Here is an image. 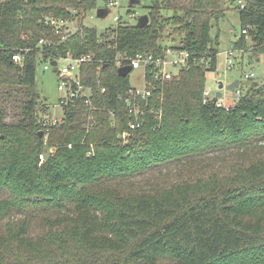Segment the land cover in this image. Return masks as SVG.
Returning a JSON list of instances; mask_svg holds the SVG:
<instances>
[{
  "label": "trees",
  "instance_id": "1",
  "mask_svg": "<svg viewBox=\"0 0 264 264\" xmlns=\"http://www.w3.org/2000/svg\"><path fill=\"white\" fill-rule=\"evenodd\" d=\"M244 2L235 5L242 25L235 49L253 60L264 54V0ZM97 3L0 0V94L18 86L26 95L13 123L0 97V264H264V82L246 79L252 82L230 106L217 96L204 101L220 53L213 21L225 1H152L148 25L120 21L105 33L84 24ZM47 15L77 19V29L57 34ZM170 25L180 36L172 47L189 52V66L162 83V97L153 100L159 113L148 112L124 141L126 106L118 96L131 83L116 57L160 51ZM41 39L51 44L41 47ZM19 48L30 49L22 66L12 58ZM69 51L92 54L82 81L100 110L88 127V107L78 98L45 144L37 65ZM204 154H213L206 169L151 182V173ZM227 156L229 165L215 166Z\"/></svg>",
  "mask_w": 264,
  "mask_h": 264
},
{
  "label": "rangeland",
  "instance_id": "2",
  "mask_svg": "<svg viewBox=\"0 0 264 264\" xmlns=\"http://www.w3.org/2000/svg\"><path fill=\"white\" fill-rule=\"evenodd\" d=\"M222 8H224V13L219 15L217 20L213 21L212 34L220 32V53L218 57V66L216 71H210L207 74L206 90L210 91V97L213 98L217 96L218 92H221V96L218 97L219 100L227 106L233 105L238 99L237 91H232L227 89V85L232 83L234 80H239L241 82L240 90L244 91L245 88L252 82H245V74L250 71L255 72L254 81L262 84L264 82V54H260L258 58L254 56L253 60H249L251 53L246 51L244 57L242 53L235 49L236 41L239 39L242 31L241 20L239 16V10L235 8V5H239V0L233 4L232 0H224ZM244 1V0H241ZM152 0H139V3L132 4L131 0H120V4L116 7H110L109 14L100 18L97 16V9L99 7H105L107 5V0H98L97 8L92 9L88 12L85 18V23L90 26L97 28L99 33H105L106 30L112 27H116L118 22L115 20L116 16L121 17V22H129L131 24L137 23L138 16L147 12L148 7L151 6ZM70 20V19H68ZM77 21V19H75ZM170 32L171 34H168ZM164 41L166 43H171L178 41L180 36L174 34L173 27L170 25L164 30ZM236 50V60L235 66L232 69H228L226 65V51ZM64 64V61H60L58 66L55 68L46 69V62L40 60L37 65V79H36V90L41 96L42 104L46 111L39 113V117H43L46 112L48 114H62L64 109L60 105V99L63 97V92L60 91L59 85L61 83V77L53 72L54 69H58ZM143 74L144 70L142 68L134 69L129 73V80L131 85L142 87L143 86ZM220 82L224 83V87L220 88ZM1 101L6 109V121L9 123L18 122L22 119V106L26 101V95L22 90L18 89V86H13L11 88H5L2 90ZM129 139H127L128 142ZM127 142H123L124 144ZM49 147L46 150L47 155L50 154ZM213 154H204L191 156L187 159L188 163L186 166L180 165L178 167L172 166L169 171L164 169L162 173L153 172L151 175L155 176L151 182H158V178L162 182L165 179H178L179 176L186 177L193 170L198 168L201 164L203 168L206 169V163L210 162ZM226 156V155H225ZM228 157V156H227ZM233 160V157H228L226 161L218 160L215 166L221 168L224 165H229ZM185 164V163H183ZM179 174L177 175V173ZM150 177V175L145 174L136 177V179H143Z\"/></svg>",
  "mask_w": 264,
  "mask_h": 264
},
{
  "label": "built area",
  "instance_id": "3",
  "mask_svg": "<svg viewBox=\"0 0 264 264\" xmlns=\"http://www.w3.org/2000/svg\"><path fill=\"white\" fill-rule=\"evenodd\" d=\"M241 7H245L244 1H239ZM120 4V0H107V5L105 7H116ZM115 20L121 21L120 16H116ZM45 21L54 27L57 34H69L77 29L76 20H68L64 18H55L51 15L45 16ZM246 33V30H243ZM108 33V32H107ZM51 43L47 39H41L39 45L42 47L44 45H50ZM172 42L166 43V46L157 52H139L134 56H125L119 54L116 57L118 63V68L124 65H130L132 70L142 68L144 70L143 74V86H133L131 85L124 93L120 94L118 98L124 102L126 106V117H127V129L122 132L119 136L124 141L129 139V136L133 130L142 127L145 123L147 113L151 114L159 113L154 107V97L160 99L163 95L162 83L173 79L177 76L180 71L189 66V52L176 49L172 47ZM29 48H19L12 55L15 64L22 66L25 62ZM236 50L226 51V65L228 69H232L235 66L236 60ZM239 51V50H238ZM243 52V51H240ZM56 61L53 65L52 62ZM64 61V64L57 69L56 74L61 77V83L59 85L60 91L63 92V97L60 99V105L62 108H67L72 102L78 98H83L85 100L86 106L88 107L87 113V125L93 126L97 120V112L100 108L93 102L92 99V86L85 85L82 81V67L85 63L92 62V54H83L81 56L75 57L72 52H68L65 56H53L48 57L46 60L45 68H55L58 66L60 61ZM131 70V71H132ZM129 75V74H128ZM245 79L255 78V72L252 70L247 72ZM97 85L102 92L106 91V87L101 85V81H97ZM238 95L241 94L240 89L237 90ZM210 91L205 89L204 101L210 99ZM222 103H219L221 105ZM111 115H114L113 110H109ZM65 113L46 114L41 118V126L45 130V144L48 143L49 130L53 126L63 123ZM44 130L43 134H44ZM71 147V145H69ZM54 148H51L53 151ZM90 151L88 154H92ZM40 162L42 163L46 158V153L41 152L39 155Z\"/></svg>",
  "mask_w": 264,
  "mask_h": 264
},
{
  "label": "water",
  "instance_id": "4",
  "mask_svg": "<svg viewBox=\"0 0 264 264\" xmlns=\"http://www.w3.org/2000/svg\"><path fill=\"white\" fill-rule=\"evenodd\" d=\"M152 1L155 2L157 0H152ZM131 3L137 4L139 3V0H131ZM109 12H110V9L108 7H99L97 9V16L100 18H104L109 14ZM149 20H150L149 15L147 13H144L138 16L136 25L139 27H145L146 25L149 24ZM156 31L157 29H154V33ZM52 64L55 65L56 61L54 60ZM131 70H132V67L130 65H124L118 68V73L121 76H127L131 72ZM53 72L56 73L57 69H54ZM224 86H225L224 83L220 82L219 87L223 88ZM226 87L228 90L235 91L239 87V80H234L232 83L228 84ZM221 95H222L221 92L217 93V97H220ZM42 135H43V131H39V136L42 137Z\"/></svg>",
  "mask_w": 264,
  "mask_h": 264
},
{
  "label": "bare ground",
  "instance_id": "5",
  "mask_svg": "<svg viewBox=\"0 0 264 264\" xmlns=\"http://www.w3.org/2000/svg\"><path fill=\"white\" fill-rule=\"evenodd\" d=\"M49 47V46H48Z\"/></svg>",
  "mask_w": 264,
  "mask_h": 264
}]
</instances>
